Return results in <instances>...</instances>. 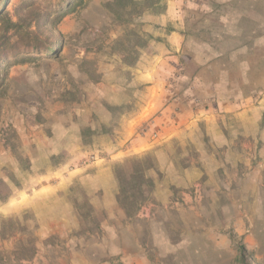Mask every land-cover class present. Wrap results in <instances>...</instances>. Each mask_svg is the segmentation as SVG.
<instances>
[{
	"label": "rangeland",
	"instance_id": "obj_1",
	"mask_svg": "<svg viewBox=\"0 0 264 264\" xmlns=\"http://www.w3.org/2000/svg\"><path fill=\"white\" fill-rule=\"evenodd\" d=\"M82 1L0 0V53L24 59L3 65L0 87V264H239L240 245L246 264H264V142L244 165L200 129L185 144L170 142L175 174L157 170L154 151L123 155L127 117L142 96L133 74L149 56L133 32L143 33L149 14L120 25L105 7L112 0ZM177 2L179 15L198 17L183 28L182 69L169 77L181 87L207 76L204 63H221L219 50L264 29V0ZM64 3L75 8L57 22ZM193 95L201 104L200 91ZM257 96L263 123L264 90ZM143 159L153 186L127 216L115 171L128 176Z\"/></svg>",
	"mask_w": 264,
	"mask_h": 264
},
{
	"label": "crops",
	"instance_id": "obj_2",
	"mask_svg": "<svg viewBox=\"0 0 264 264\" xmlns=\"http://www.w3.org/2000/svg\"><path fill=\"white\" fill-rule=\"evenodd\" d=\"M178 2L168 0L164 14L144 17L143 33L152 39L142 49V52L149 53L148 58L139 60L133 74L132 81L139 85L134 87L135 93L138 95L141 88L142 96L139 98V111L127 117L124 141L120 143L123 155L154 151L157 170L174 173L173 160H167L170 142L185 144L201 129V137L203 134L211 147L231 154L237 163L249 164L252 152L255 154L257 149L256 142H264L261 106H257V95L264 90V81L259 86L256 74L259 69L264 74V67L258 63L259 55L264 54V29L258 33L255 27L248 34V41L242 42L241 37L231 50H219L215 58L219 57L221 63H204L200 71L207 76L194 78L191 84L181 87L179 78L169 81V77H174V73L182 69L180 59L186 52L184 45L188 39L183 28L198 17L179 15ZM234 20L240 18L234 17ZM257 22L255 19L254 23ZM167 28L171 30L166 32ZM230 54L234 57L233 62L236 56H240L233 66L222 61V57L224 60V56ZM194 90L203 96L199 105L197 102L192 105ZM142 122H147L146 132L139 131ZM152 131L158 134L155 141L150 138ZM259 153L264 155V146ZM201 157L211 161L215 159L206 150ZM261 164L264 165V160Z\"/></svg>",
	"mask_w": 264,
	"mask_h": 264
},
{
	"label": "trees",
	"instance_id": "obj_3",
	"mask_svg": "<svg viewBox=\"0 0 264 264\" xmlns=\"http://www.w3.org/2000/svg\"><path fill=\"white\" fill-rule=\"evenodd\" d=\"M168 0H112L108 2L105 7L111 13L115 21L120 25H132L134 24L135 18H139L143 14L149 15H162L166 11V2ZM82 0H77V6L82 5ZM75 8V7H74ZM74 8L71 7L69 3H64V12L56 20L61 21L68 13L72 12ZM2 12L0 11V18H2ZM13 27V25H10ZM8 31V29H6ZM134 35L138 36V46L144 48L147 46L148 42L152 39L151 36L141 33L133 32ZM49 51V49L47 50ZM17 58V57H16ZM6 62H9L8 64ZM19 62H24V59L18 61L14 59V55L10 56L3 55L0 53V87L3 86L5 76L3 65L18 64ZM148 159H143L140 161H135L133 163V168L128 176H125L121 171H115V180L117 182L118 192L116 195L117 204L123 210L125 215L130 216L131 212H135L145 201V197L141 193V188L152 187L153 182L146 176V171L151 168L148 165ZM145 166V168H144ZM12 220H3L2 225L12 223ZM246 250L243 245L238 247V258L239 264H246L245 260Z\"/></svg>",
	"mask_w": 264,
	"mask_h": 264
},
{
	"label": "built area",
	"instance_id": "obj_4",
	"mask_svg": "<svg viewBox=\"0 0 264 264\" xmlns=\"http://www.w3.org/2000/svg\"><path fill=\"white\" fill-rule=\"evenodd\" d=\"M153 138H156L157 139L158 138V134L157 133H154L153 134Z\"/></svg>",
	"mask_w": 264,
	"mask_h": 264
}]
</instances>
